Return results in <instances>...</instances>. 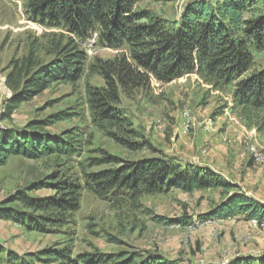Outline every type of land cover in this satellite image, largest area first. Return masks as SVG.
<instances>
[{
    "label": "trees",
    "instance_id": "trees-1",
    "mask_svg": "<svg viewBox=\"0 0 264 264\" xmlns=\"http://www.w3.org/2000/svg\"><path fill=\"white\" fill-rule=\"evenodd\" d=\"M20 1L28 20L56 31L31 39L27 54L14 58L6 68L5 85L12 94L7 118L53 85H76L99 76L104 86L85 84L93 129L131 153L147 147L154 153L123 107L124 99L149 90L154 82L168 84L195 75L213 91L231 89L240 119L264 135V69L253 70L256 53L264 52V0H194L176 21L140 7L149 0ZM93 38L94 46L119 53L112 59H91ZM76 115L72 108L19 130L0 128V169L13 157L53 159L59 168L43 182L0 203L1 220L49 236L74 224L85 190L110 202L115 210L134 211L146 196L222 189L225 200L210 220L244 216L264 222V204L237 191L210 168L162 155L124 160L104 150H97L98 157L83 160L81 156L93 144L91 133L83 134L80 127L62 134L47 132L48 127ZM75 161L77 173L64 169ZM43 188L51 190V195L32 197L33 191ZM110 240L118 242L112 236ZM38 263L169 264L140 253L74 256L70 248L58 247L21 256L0 245V264ZM229 264H264V255L238 257Z\"/></svg>",
    "mask_w": 264,
    "mask_h": 264
},
{
    "label": "rangeland",
    "instance_id": "rangeland-1",
    "mask_svg": "<svg viewBox=\"0 0 264 264\" xmlns=\"http://www.w3.org/2000/svg\"><path fill=\"white\" fill-rule=\"evenodd\" d=\"M191 1L194 0H149L141 2L140 7L176 21ZM55 31L28 20L20 0H0V128L19 130L29 122L46 120L73 108L76 116L48 127L47 132L62 134L80 127L83 134L91 133L93 144L86 148L83 160L98 157L97 150L124 160L158 155L177 158L210 168L236 186L237 191L264 204V135L240 119L233 107L231 89L213 91L198 76H186L168 84L154 82L149 90L124 99L123 107L155 149L154 153L148 147L131 153L93 129L85 101V84L88 81L93 86H104L99 76L87 77L76 85H53L7 118L12 94L5 85L6 68L14 58L27 54L31 39ZM95 42L93 38L89 44L91 59H112L119 53L94 46ZM263 69L264 52L256 53L253 70ZM76 163L65 164L64 169L77 173ZM57 170L53 159L33 161L13 157L0 169V203L19 190L43 182ZM49 195L48 188L32 192L36 198ZM225 196L222 189L172 191L143 197L137 210L119 211L85 190L81 208L69 228L47 236L27 232L0 219V245L21 256L58 247L70 248L74 256L140 253L169 264H229L238 257L263 256L264 222L248 221L244 216L209 219ZM157 219L160 221L156 222ZM171 220L177 223H162ZM181 221L192 224L182 226L178 223ZM111 236L118 242H112Z\"/></svg>",
    "mask_w": 264,
    "mask_h": 264
}]
</instances>
